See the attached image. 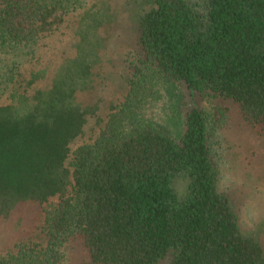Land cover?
<instances>
[{"label": "trees", "instance_id": "16d2710c", "mask_svg": "<svg viewBox=\"0 0 264 264\" xmlns=\"http://www.w3.org/2000/svg\"><path fill=\"white\" fill-rule=\"evenodd\" d=\"M138 1L124 100L68 166L99 108L77 94L119 26L112 0H0V228L19 238L0 264H264V233L243 229L219 189L212 141L235 121L237 136L264 135V0L123 8ZM79 9L74 55L32 90L49 69L25 76L23 63Z\"/></svg>", "mask_w": 264, "mask_h": 264}, {"label": "rangeland", "instance_id": "374dc122", "mask_svg": "<svg viewBox=\"0 0 264 264\" xmlns=\"http://www.w3.org/2000/svg\"><path fill=\"white\" fill-rule=\"evenodd\" d=\"M96 2L97 0H86L85 7ZM126 2L128 0H112L119 26L110 38L107 48L102 51V61L94 69L95 84L93 89L77 94V99L83 106L97 104L99 108L95 115L88 116L83 133L71 143V153L67 160L68 166L72 163L77 147L85 143H92L97 139L111 111V105H119L124 100L127 91L125 76L129 61L135 55L134 47L137 37L134 30L137 21L135 22V18L133 20L131 11L132 9L137 11L144 7L139 5L141 2L138 1L125 10L123 6ZM80 10L70 12L66 17V22L60 28L40 41L36 58L31 61L28 59L23 63L22 70L25 72V76L32 68L48 67L49 69L48 79L36 82L32 86V90L49 86L55 66L65 56L74 55V43L76 42L74 31ZM34 62L35 64H33ZM8 102L7 95H0V105ZM162 104L159 103L154 111L159 113ZM205 106L208 110L210 109L209 104L206 103ZM235 122L236 129L232 127L225 131L213 130L212 141L220 168L219 189L231 197L243 229L255 233L259 230L258 233L263 234L264 232L259 226L264 220V135H249L245 138L237 136L234 133L241 134L242 128L237 121ZM58 201V196L53 197L45 203L44 207L49 209ZM40 226H44L43 220L40 222ZM8 229L9 222L0 228V254L2 255L14 252L16 240L19 239L10 235ZM11 230L15 233L16 229L11 228ZM39 234L40 238L44 236L43 229L39 230ZM67 253L71 258L73 254L71 247L67 249Z\"/></svg>", "mask_w": 264, "mask_h": 264}]
</instances>
